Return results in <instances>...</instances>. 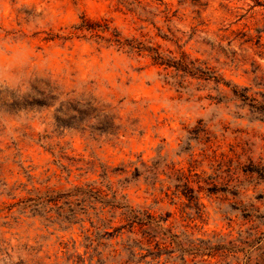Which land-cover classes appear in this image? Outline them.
<instances>
[{
  "label": "rangeland",
  "instance_id": "rangeland-1",
  "mask_svg": "<svg viewBox=\"0 0 264 264\" xmlns=\"http://www.w3.org/2000/svg\"><path fill=\"white\" fill-rule=\"evenodd\" d=\"M114 35L143 49L106 41ZM152 48L177 68L153 62ZM45 84L110 107L118 135L56 129L57 105L9 107ZM85 185L161 217L164 235L135 258L120 238L93 252L79 223L19 206ZM99 257L264 264V0H0V264Z\"/></svg>",
  "mask_w": 264,
  "mask_h": 264
},
{
  "label": "trees",
  "instance_id": "trees-1",
  "mask_svg": "<svg viewBox=\"0 0 264 264\" xmlns=\"http://www.w3.org/2000/svg\"><path fill=\"white\" fill-rule=\"evenodd\" d=\"M78 29L89 33H93V31L103 33L108 32L110 27L107 23L89 24V22L83 21ZM95 38L103 39L100 35H95ZM106 41L114 42L120 48L128 47L137 51L143 49V45L137 43L136 40L122 41L118 35H114L113 40L106 39ZM151 51L152 54L149 57L156 64L177 68L176 63L168 62V57L163 52L153 48ZM30 92L25 95L13 94L9 100V107L29 105L28 99H31L38 106L47 108L57 105L53 124L56 129L73 130L83 135L87 134L92 138L97 135L114 136L119 131L115 125L112 109L101 105L95 99L64 95L51 84H45L44 88L31 87ZM33 94L41 99H34ZM233 94L236 95V92L233 91ZM239 97L243 100L249 99L246 94ZM102 175L103 177L106 176L105 170ZM31 196L21 202L19 205L21 209L33 216L48 219L46 220L48 222L51 221L50 218H46L47 213L57 210V216L63 217L65 222L79 223L85 250L96 252L105 248L106 245L102 243L105 237L110 240L120 238L124 251L135 258L136 251L141 250L142 247H150L158 233L164 235V219L154 217L147 209L131 206L124 196L118 197L116 193L109 196L92 185L74 187L65 192L47 190ZM64 210L68 219L62 216ZM116 211H120L119 216L121 217V220L117 222L119 223L118 226H115L114 223L116 222H113ZM106 215L110 219H105ZM86 222L89 225L87 228L84 226ZM111 253L114 255L116 249L111 250ZM96 263L105 264V261L99 257ZM123 264H127V262L125 261Z\"/></svg>",
  "mask_w": 264,
  "mask_h": 264
}]
</instances>
